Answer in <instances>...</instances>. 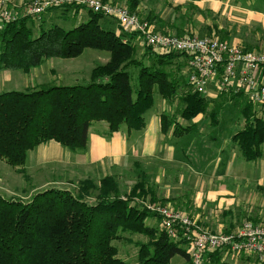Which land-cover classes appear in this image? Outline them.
<instances>
[{
    "label": "trees",
    "instance_id": "trees-1",
    "mask_svg": "<svg viewBox=\"0 0 264 264\" xmlns=\"http://www.w3.org/2000/svg\"><path fill=\"white\" fill-rule=\"evenodd\" d=\"M125 4L136 13L139 0ZM83 9L71 3L48 12L63 10L67 15L73 11L77 16ZM88 15L87 21L70 29L40 25L37 35L29 15L0 24V70L28 74L48 59H76L87 49L109 55L104 65L92 69L87 86L43 85L0 93V160L14 168L23 167L31 151L50 142L71 152L86 153L89 131L96 123L107 125L106 138L123 128L143 131L156 93L168 102L179 98L184 106L180 117L187 122L210 111L213 125L218 124L229 102L245 99L240 110L243 125L232 140L247 162L262 159L264 105L258 109L243 94L207 100L184 80L187 55L156 54L158 67L148 66L136 57L133 39L137 33L120 28L116 33L106 27V16L92 11ZM146 47L150 53L151 48ZM161 122L162 133L167 135L173 128L176 138L190 129L180 128L175 116L165 114ZM136 197L157 200L145 178L122 196L113 176L99 183L80 181L74 190L47 189L28 202L0 195V264H128L115 246L122 241L137 247L136 264H171L176 256L192 264L187 242L173 240L164 229L147 224L154 218L161 222L160 217L138 205ZM132 236L147 241L134 242ZM206 259V264H229L221 261L219 251L208 253Z\"/></svg>",
    "mask_w": 264,
    "mask_h": 264
},
{
    "label": "rangeland",
    "instance_id": "rangeland-1",
    "mask_svg": "<svg viewBox=\"0 0 264 264\" xmlns=\"http://www.w3.org/2000/svg\"><path fill=\"white\" fill-rule=\"evenodd\" d=\"M31 1L32 0H10L11 3L15 4V7L10 5L9 11H11L14 16L18 17L19 14L24 12L23 8H25ZM126 2V0H117L115 4L126 7ZM47 12L44 13L41 18L33 19L32 26L35 35H37L39 24L41 22H45V20L46 28L57 25L70 29L72 27L79 26L81 23L89 19L88 10L85 9L80 11L77 16L73 11H70L67 16L59 17L58 19L55 18L58 15H61L63 10L55 11L57 12L55 17H52L53 13L49 12V15H47ZM195 35L204 37L198 34ZM205 37L211 38L215 36ZM133 43L137 48L136 57L138 60H143V62L148 66L154 65L158 67L155 55L159 53L155 52L153 49H151L149 51L150 53H148L146 51L147 47L143 44L140 36L133 39ZM52 60H55L57 64L62 63L64 65H61V68L55 66L52 73L43 67L42 70L37 73V77L32 75L35 83L42 84L41 86H87L91 83L90 74L92 69L96 66L104 65L109 60V55L93 49H87L84 51L82 56L76 59L63 60L54 58ZM15 74H19L21 76L23 72L18 71V73ZM182 75L184 76V80L187 81V68L182 71ZM21 86H23V84ZM2 91L7 92L9 91V88H3ZM154 102V106L146 114V118H149L150 116L161 112L163 108H166L168 111L166 115H173L177 120L182 122L180 120V111L184 106L179 98L168 102L156 93ZM240 108L241 105H237L234 102L228 103V105L223 109L222 115L219 117L220 124L217 127L212 128L209 126L210 120L208 116H201L199 117L200 125L197 127L195 126L193 131H191L187 137H184L181 140L171 139L172 143H174L171 146L168 139L163 140L158 151V157L161 161L158 159L143 161L140 159L133 160L131 158L128 159V162L126 160V166L129 167L128 170L125 172H118L120 194L122 196L129 194L132 188L145 178L149 187L153 189L157 200L156 202H151L150 198L144 200L143 198L136 197L134 199L135 202L141 207H143V203H161L169 206V203L173 205L176 198L188 201L196 196L197 191L204 193V189L211 190L222 186V188L225 187L224 189H230L237 195L241 203L239 207L236 206L237 208L235 211L242 215L243 220L246 219L248 215H251L252 218L254 216H258L257 219L260 220L261 224H264V178L261 176L258 181V183L261 182V184L257 185L256 180H258V176L256 177V175L253 174V168L256 166V162H247L242 157L238 147L232 140L233 135L236 134L243 125ZM98 124L101 123H96L90 129H95L97 132L100 131L106 134L107 125L103 123L106 127H102ZM180 128H183V126H180ZM125 130L127 129L125 128ZM212 137L215 138L216 145H214V141L212 142L210 140ZM59 148H62L61 150L62 152H65V156L67 158L65 162L64 159L62 160V164L54 162L44 166H38L43 164V160H39V153L41 150L39 147L28 154L26 164L23 167L14 168L7 164L6 161L0 160V195L8 200L17 199L28 202L34 194L47 189L55 188L74 190L80 181L86 179H93L97 183L100 182L102 174H92L94 172L93 169L82 165V159L81 162L78 160L81 155H84L85 153H81L80 151L71 152L61 146H59ZM221 151L222 156L219 157V155H221L219 152ZM185 156L187 157L185 158ZM212 157L214 158L213 160L217 159L216 165L220 166L223 170L227 166L232 168V174L230 175L233 176H231L232 178L235 177V180L238 177V181H234L233 185L232 181H226L223 184H219V182L214 181V178L218 179L224 174L218 173H212L213 176L211 177H214L212 180L199 181L198 178L190 172L189 169L193 166L196 170H200V167H202L203 164L208 167L214 166L215 164L212 162H210V164L207 163ZM164 160L167 161L165 162ZM170 160L172 162H169ZM134 163H138L136 169H134ZM201 178L203 179V176H201ZM157 194L171 196L175 198V200L160 199ZM202 204H200V206H202V209L207 210L205 212L208 213L207 218L208 222H210L209 224H206L207 227L209 229H213L214 231L218 228H224V222H222L224 220V217L222 216L224 209L218 207V203L213 204L214 207H207L205 203ZM169 207L172 208V206ZM172 209L175 210L174 208ZM243 220H241V222H236L234 224V229L238 228L244 221H246ZM150 223L157 225V227L161 226V222H157L155 219H149L147 224L150 225ZM259 223L258 225H261ZM160 228H162V226ZM223 230L224 229L221 231ZM132 240L134 242L147 241L146 238L142 236H132ZM115 246H117L119 250L120 258L128 264L137 263L138 249L135 245L122 241L116 242ZM231 256L224 253V260L226 263H232V258L234 256ZM179 263L186 264V260L181 256H176L171 262V264Z\"/></svg>",
    "mask_w": 264,
    "mask_h": 264
},
{
    "label": "crops",
    "instance_id": "crops-1",
    "mask_svg": "<svg viewBox=\"0 0 264 264\" xmlns=\"http://www.w3.org/2000/svg\"><path fill=\"white\" fill-rule=\"evenodd\" d=\"M49 13H53L52 17H55V14L57 12L52 11ZM49 13L47 15H49ZM136 14L140 19L152 24L155 30L162 34H169L176 37H182L191 34H198L204 37L215 36L234 46L244 47L245 49L252 51L264 52V0H139V6L137 7ZM61 15H58L55 19L67 16L63 15V13ZM21 16L22 14L18 15V17ZM45 24L46 20L45 22H41L39 26H45ZM105 25L107 28L115 31L116 33L119 32V27L114 20L107 18ZM39 30L40 29H38V32ZM61 65L64 64H57L55 60L51 59L46 61L40 67L32 69L30 73H23L21 76L19 74H15L18 73V71L16 72L9 70H0V93H5L4 91H2L3 88H9V91L7 92L18 90H22L21 92H24L40 87L42 84L35 83L32 75H35V77H37V73L42 70L43 67H45L49 72L52 73V70L55 68V66L61 68ZM22 84L23 86H21ZM185 89L187 90L189 89V87L187 86L185 87ZM227 96L228 98H231L237 95L229 94L225 97ZM204 98H206L207 100H219L224 99V96L218 98ZM232 102L236 103L237 105H241L242 108V105L245 103V99L240 100L239 102L235 99ZM213 105L214 104H212L210 108H212ZM225 107H223V109ZM223 109L219 117L222 115ZM167 112V109L163 108L161 112H158L155 115L150 116L149 118L147 117V126L143 131L132 133L123 128L120 132L114 133L109 139L105 137V133H102L100 131L97 132L95 131V129H90L88 150L84 155L80 154L81 157L78 160L81 162L82 159V165L92 168L94 171H92V174H102V178L106 176H113L118 181V172H125L129 168L128 166H126V160L128 162V159L131 158L133 160L140 159L143 161H148L152 159H158L161 161V159L158 157V151L160 149L162 141L168 139V141L171 143H169L171 146L172 144H174L172 143L171 139L181 140L182 138L187 137L188 134L193 131L195 126L197 127L200 125L199 117L208 116L210 120L209 126H211L212 128L217 127L220 124V121H218L217 125H213V122L209 116L210 111H208L206 115H199L191 122H187L180 117V120L182 122L177 120L178 124L183 127H190V129L189 132L186 131L185 135H182V137L176 138L173 136V128L169 130L167 135H164L162 133L161 117ZM98 125L106 127V125H104L103 123ZM210 140L212 142L214 141V145H216L214 137L210 138ZM59 146L60 145L58 143L54 142L40 146L39 148L41 150L39 153V160H43L46 163L42 161L43 164L38 166H44L54 162L62 164L63 159L65 162V160L67 159L65 156V152H62V148L60 149ZM219 154H221L219 155V157H221L222 151L219 152ZM186 157L187 156H185V158ZM213 159L214 158L212 157L207 163L210 164V162H212L213 164H215L214 166L208 167L203 164L202 167H200V170H196L193 166L189 169L190 172L193 173L199 181L212 180V178H214L211 177L213 176L212 173L224 174L218 179L214 178V181L219 182V184H223L226 181H232L233 185L234 181H238V177L235 180V177L232 178L233 176L230 175L232 174V168L227 166L223 170L220 166L216 165L217 159ZM167 160L164 161L166 162ZM169 162L172 161L170 160ZM187 163L190 164L189 162ZM255 165L256 166L253 168V174L256 175V177L258 176V180H256V183L257 185H260L261 182L258 183V181L260 180L261 176L264 178V155L262 159L256 161ZM137 166L138 163H134V169H136ZM201 176H203V179L201 178ZM224 188L225 187L222 188L221 186L219 188L211 190L204 189V193L197 191L196 196L188 201H185V199L182 200L180 198H176L175 200V198L171 196H165L163 194L157 195L160 199H173V201L175 200L173 205L169 203V206H172V208H174L176 211L189 216L201 227L207 228L209 231L214 233H231L235 232L237 229H234V224L243 220L242 215L235 211V209L240 206L241 202L238 199L237 195L232 192V190ZM202 203H205L207 207H214L213 204L218 203V207L224 209V213L222 214V216L224 217V220L222 221L224 222V228H218L214 231L213 229H209L207 227L206 224H209L210 222H208L207 218L208 213L205 212L207 210L202 209V206H200V204ZM257 218L258 216H254L252 218L251 215H248L244 220L251 221L254 224H258L260 220ZM154 219L155 221L159 222L158 218ZM259 224H261V222ZM261 225L264 226V224ZM150 226L157 225L150 223ZM222 229L224 230L221 231ZM186 246L188 249V242L186 243ZM219 253L221 261L225 262L224 252L219 251ZM186 264H190V262L186 260ZM207 264L212 263L207 262ZM231 264L259 263L257 262L255 257L238 255L232 258Z\"/></svg>",
    "mask_w": 264,
    "mask_h": 264
},
{
    "label": "built area",
    "instance_id": "built-area-1",
    "mask_svg": "<svg viewBox=\"0 0 264 264\" xmlns=\"http://www.w3.org/2000/svg\"><path fill=\"white\" fill-rule=\"evenodd\" d=\"M75 3L85 10L113 19L125 32L137 33L143 44L159 54H184L189 57L187 82L202 97L243 94L259 106L264 105V52L234 46L218 37L195 34L176 37L162 34L154 26L131 13L127 7L103 0H32L22 15L41 18L49 9ZM10 0H0V24L18 17L9 11ZM17 5V3H16ZM143 208L160 217L162 229L173 240L185 239L192 264H206V255L222 251L227 255H247L264 264V226L245 221L235 232H211L189 216L161 203H143Z\"/></svg>",
    "mask_w": 264,
    "mask_h": 264
}]
</instances>
